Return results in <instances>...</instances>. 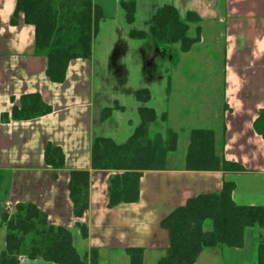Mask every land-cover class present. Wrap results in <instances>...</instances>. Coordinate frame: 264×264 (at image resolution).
<instances>
[{
	"label": "crops",
	"instance_id": "0c3cea01",
	"mask_svg": "<svg viewBox=\"0 0 264 264\" xmlns=\"http://www.w3.org/2000/svg\"><path fill=\"white\" fill-rule=\"evenodd\" d=\"M135 1L132 24L141 19L146 22L141 28L144 31L162 4H173L182 19L187 12L196 13L199 19L189 23L187 35L194 37L199 29V40L186 52L181 51L179 43L172 45L181 53L196 52L200 60L178 64L170 77L158 78L146 69V64H153L157 44H164L150 36L142 39L149 44L140 46V57L133 67L141 79L136 86L127 87V94L117 98L104 93L95 80V45L91 60H71L65 80L52 82L45 73L46 57L33 51L34 26L24 23L22 14L17 24H11L16 0H0V172L4 174L0 215L5 207L16 202H34L51 224L71 231L81 255L91 247L97 248L96 264H128L125 249L129 246L144 248L143 264H156L166 252L169 240L168 231L160 226L161 219L189 197L220 191L225 181L235 184L231 194L235 203L264 205V139L253 128L254 119L264 108V0ZM95 2L104 12L98 32L107 20H125L119 0H113L115 7L110 15L102 0ZM228 33L232 38H250L249 47L245 48L249 57L244 59L242 69L238 66L231 72V67L224 63L222 77H209L213 67L201 58L206 54L205 44L214 47ZM234 47L231 44L224 53L230 54ZM112 61L114 74L123 76L124 66L118 59ZM168 83L171 90L175 89L172 86L186 90L178 98L169 99ZM141 88L151 91L149 101L136 99L135 92ZM28 93H39L51 111L30 119L5 120L3 115H10L12 105H19L21 95ZM113 101L122 109L113 110L102 120L101 110ZM139 106L155 110L157 118L150 124L153 133L165 135L168 128L177 133V147L167 153L166 168L144 171L139 179V199L113 207L107 206L110 172L92 170L89 207L81 217H75L68 191L69 170L89 168L93 138L105 136L116 143L126 141L140 123ZM195 128L212 129L216 153L240 163L246 171L186 170L190 131ZM49 142L61 148L65 169L52 170L46 165L44 150ZM77 222L87 226L88 237L82 236ZM5 234V226L0 223V252L5 247ZM262 243L264 227L248 226L242 247L205 248L192 264H258V246ZM18 264L57 263L20 255Z\"/></svg>",
	"mask_w": 264,
	"mask_h": 264
},
{
	"label": "trees",
	"instance_id": "16d2710c",
	"mask_svg": "<svg viewBox=\"0 0 264 264\" xmlns=\"http://www.w3.org/2000/svg\"><path fill=\"white\" fill-rule=\"evenodd\" d=\"M125 20L135 19L136 1L119 0ZM22 14L26 24L34 26V54L47 58L45 73L52 82L65 80L69 62L76 58L91 59L93 45L104 19L102 7L95 0H16L10 23L15 25ZM194 12L180 17L170 3L159 6L151 16L147 31L131 30V38L152 37L163 44L179 43L183 52L199 40V29L194 37L187 35L190 22L198 21ZM138 101L147 102L151 91L136 90ZM39 93L23 94L20 105L12 107L14 119H29L51 111ZM112 108L103 110V117ZM140 123L123 143L110 137L93 138L90 145L89 168L69 170L68 191L75 217H81L89 207L90 173L92 170L109 171L107 183L108 207L139 199V179L144 171L166 168V155L177 147V133L167 129L166 134L152 132L150 124L157 115L152 107L139 106ZM8 119V115L4 114ZM256 133L264 139V108L253 121ZM44 160L54 169L64 168V154L60 147L48 143ZM185 169L190 171H246L238 162L227 160L216 153L215 133L208 128L190 131L185 155ZM234 182L225 181L218 192L201 193L189 197L160 221L169 234L166 252L156 264H192L201 251L218 245L242 247L244 230L248 226L264 227V205H240L232 199ZM0 223L5 226V247L0 252V264H18L19 256L42 258L57 264H96L98 249L91 247L80 254L71 231L48 221L47 214L34 202H17L13 211L4 209ZM83 237H88L85 224H76ZM128 264H143L144 248L129 246L125 249ZM258 264H264V243L258 246Z\"/></svg>",
	"mask_w": 264,
	"mask_h": 264
},
{
	"label": "rangeland",
	"instance_id": "374dc122",
	"mask_svg": "<svg viewBox=\"0 0 264 264\" xmlns=\"http://www.w3.org/2000/svg\"><path fill=\"white\" fill-rule=\"evenodd\" d=\"M103 5L105 6L106 13H109L114 9L115 5L113 0H102ZM146 26V22L141 19L134 24H128L124 19L112 18L107 20L101 26L100 32L97 33L95 38V80L97 83H100L101 89L104 93L112 95L113 97L122 96L124 93L127 94V87L136 86L141 79L137 76V72L133 70L137 57H140L139 48L144 46V44H149L148 41H144L138 38H131L129 32L131 30H141V28ZM229 33L220 37L218 44L214 47L211 44L206 43V50L202 55V61L205 63H211L213 67L211 69L212 75L209 77H222V71L224 70V63L231 67L230 71L234 72L235 69H242L244 59L248 58L249 55L245 52V48L249 47L248 36L245 37H229ZM233 44L235 47L230 54L224 53ZM159 49L155 54L153 64L146 67L150 73H154L156 77H170L172 71L178 64H187L194 60H200L196 58V52L192 53H181L179 49L175 50L174 45L172 44H157ZM120 51V52H118ZM120 53V54H118ZM203 53V52H202ZM198 55V54H197ZM206 56V57H205ZM199 57V56H198ZM114 59H118L121 65L126 69L122 74L123 76L117 77L114 74ZM238 66H240L238 68ZM219 72L217 75L216 72ZM139 77V78H138ZM157 87L160 88L159 85ZM175 88L174 90L170 89L168 83L167 93L169 99L178 98L180 94H183L186 88ZM166 94V92H165ZM186 112V110H182ZM242 140V136L238 138ZM7 209V207H6ZM3 233V231H2Z\"/></svg>",
	"mask_w": 264,
	"mask_h": 264
},
{
	"label": "flooded vegetation",
	"instance_id": "af4514ba",
	"mask_svg": "<svg viewBox=\"0 0 264 264\" xmlns=\"http://www.w3.org/2000/svg\"><path fill=\"white\" fill-rule=\"evenodd\" d=\"M149 37V36H148ZM147 38V37H146ZM138 39H140V38H138ZM142 39H145V38H142ZM94 46V45H93ZM36 55V54H35ZM92 55H93V53H92ZM44 56V55H43ZM92 58V57H91ZM47 59V58H46ZM88 60H91V59H88ZM147 63H148V61H147ZM41 96V95H40ZM12 101H14V99H12ZM47 104V103H46ZM14 105H16V104H13L12 105V107L14 106ZM19 105H20V102H19ZM107 107H111L112 108V110H111V112L109 113V115H107L106 117H103V110L105 109V108H107ZM117 109H122V107L119 105V103L117 102V101H113V103H112V105L111 106H106V107H104L102 110H101V114H100V117H101V119L102 120H104V119H106L107 117H109L110 115H111V113H112V111L113 110H117ZM11 111H12V108H11ZM5 114H7L8 115V119H6L5 117H4V115H3V118H5V120H10V119H13V120H19V119H14V118H12V116H11V112H10V115L8 114V113H5ZM47 114V113H46ZM39 116H41V115H39ZM37 117V116H36ZM32 118H34V117H32ZM30 119V118H29ZM98 137V136H97ZM93 140V139H92ZM92 142V141H91ZM49 143H51V142H49ZM52 144V143H51ZM47 146V145H46ZM55 146V145H54ZM59 147V146H58ZM46 148V147H45ZM44 152H45V150H44ZM45 161V160H44ZM46 163V162H45ZM50 169H52V170H60V169H54V168H52L50 165H48V164H46ZM63 169H65V161H64V168ZM4 179V174L3 173H1L0 172V187H1V183L3 182L2 180ZM2 193V192H1ZM20 202V201H19ZM21 202H23V201H21ZM32 202V201H31ZM17 203V202H16ZM15 203V204H16ZM15 204H13V205H10L9 207H7V209H9L10 210V212H12L13 211V207H14V205ZM4 209H6V207L4 208ZM3 209V210H4ZM2 210V211H3ZM2 213V212H1Z\"/></svg>",
	"mask_w": 264,
	"mask_h": 264
}]
</instances>
